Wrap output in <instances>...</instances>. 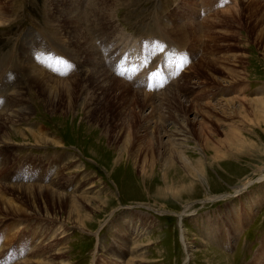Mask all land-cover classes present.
Wrapping results in <instances>:
<instances>
[{
    "label": "rangeland",
    "instance_id": "rangeland-1",
    "mask_svg": "<svg viewBox=\"0 0 264 264\" xmlns=\"http://www.w3.org/2000/svg\"><path fill=\"white\" fill-rule=\"evenodd\" d=\"M63 1L83 12L82 27L76 28L93 44L88 49L100 58L95 62L74 48L65 30L73 25L58 21L66 13L56 7ZM96 1L0 0L6 12L0 25V115L20 118L0 125V194L6 193L0 196V264H25L34 251L56 255L57 264H128L133 238L143 254L135 264H264V114L251 102L264 97V0H238L239 15L230 12L232 0H111L105 17L110 26L100 17L91 30ZM25 61L40 64L52 79L79 84L75 111L46 108ZM90 67L132 93L114 91L118 87L103 79L96 86L82 82ZM132 112L140 121L134 133L141 138V162L150 132L158 128L156 163L145 171L128 155L125 166L119 162ZM37 127L60 143L34 142L28 136ZM13 129L22 135L15 137ZM179 130L188 135L185 153L196 170L163 166L162 132ZM89 131L95 132L90 142ZM200 133L210 141L199 153ZM68 155L79 158L81 167L65 171L64 180L82 170L79 180L88 175V186L99 194L83 208L92 219L84 229L67 223L68 214L53 208L48 194L33 200L23 194L27 189L9 188L50 186L63 166L70 167L55 156ZM219 228L236 232L228 250L208 238L209 229ZM41 258L32 264H42Z\"/></svg>",
    "mask_w": 264,
    "mask_h": 264
},
{
    "label": "bare ground",
    "instance_id": "bare-ground-1",
    "mask_svg": "<svg viewBox=\"0 0 264 264\" xmlns=\"http://www.w3.org/2000/svg\"><path fill=\"white\" fill-rule=\"evenodd\" d=\"M71 2V0H69ZM111 0H99V1H96L94 2V4L92 5L91 7V12H92V15L90 18V21H89V27L91 28V30H97L98 28V24H96V20L98 21V19L100 17L103 18V22H104V25H107V26H110V22H108V19L105 18V17H108V15L106 14V10H107V5L108 3L110 2ZM89 2V1H88ZM238 0H232V9H230V12L231 14H235V15H239L241 14L240 13V6L239 4H237ZM240 3V2H239ZM253 3V2H252ZM2 6H0V25H3L4 24V21L6 19V12H5V8L3 7V5L5 4H1ZM60 6L63 7L64 12L65 14H62L60 13V15L58 16V21L59 22H64L63 24H71L73 25V28L71 26V31H68V27H65V30L67 31L68 35H69V38L72 39V43L74 44V48L78 47L79 49H81V52L83 53H80V54H84L86 55L88 58H90L91 62H95V60L98 58L96 56V54L94 52H91L89 51V49L92 47L91 45V41L87 40V34L83 33V31H80L76 28H80L82 27V24H83V12H79L77 11V9L73 8L71 9L70 8V3H68V1H63V2H58L57 3V8H59ZM69 6V7H68ZM8 7V6H7ZM259 7V6H258ZM257 7V8H258ZM110 8V7H109ZM111 9V8H110ZM57 10V9H56ZM56 15V14H55ZM85 15V14H84ZM95 18V20H94ZM98 18V19H97ZM110 19V18H109ZM192 20V19H191ZM189 21V20H187ZM77 25V26H76ZM106 26V27H107ZM63 27V26H62ZM196 27V26H195ZM64 29V28H62ZM83 29V28H82ZM86 30V29H85ZM64 31V30H63ZM79 31L78 34H76V32ZM179 31V30H178ZM176 34V33H175ZM71 35H74V37H70ZM84 39H86L84 41ZM91 39V38H90ZM89 48V49H88ZM91 50V49H90ZM100 59V58H98ZM100 62V61H99ZM98 62V63H99ZM102 62V61H101ZM96 64V63H95ZM23 65L27 66V72L26 74L28 75L27 77H29L30 79V83L32 85V88L36 89L35 93H37L39 95L40 98L43 99V102L44 104L46 105V108H52L53 110H56L58 108L63 109L62 106H65L64 107V111L71 114V112L75 111V98L78 96L79 94V84H75V83H72V82H61V81H57L55 79H52L51 77H48V74L46 75L45 73H43L41 70L42 67L40 64L36 65L35 67H33L29 62H26L23 63ZM99 65V64H98ZM102 66V65H101ZM24 68V67H23ZM98 68V67H97ZM103 68V67H102ZM89 69H92V72L90 74H85L84 75V79L82 82H85V81H89L91 85H95L96 84H100V79H103V80H106V81H109L110 83L113 84L112 88L113 87H118V88H115V90H120V89H123L124 91H126V93L129 91L131 92L130 89H128L127 87L128 86H124L120 81H117L115 80L114 77H112L111 75H109L107 72H103V71H99L98 69H95V68H92L90 67ZM24 70V69H23ZM85 70V69H84ZM106 70V69H105ZM109 72V71H108ZM54 78V77H53ZM79 80V79H78ZM14 81V80H13ZM125 81V80H124ZM19 83V82H18ZM126 84V82H125ZM123 85V86H122ZM8 86V85H7ZM89 86V85H88ZM126 88V89H125ZM174 91V90H172ZM95 92V91H93ZM121 92V91H120ZM128 92V93H129ZM169 92V91H167ZM175 92V91H174ZM122 93H125V92H122ZM132 93V92H131ZM129 93V94H131ZM135 93V92H134ZM172 93V92H171ZM93 94V93H92ZM91 94V95H92ZM119 94V93H118ZM144 94V93H143ZM170 93H168V95L166 94L165 96H170L169 95ZM125 95V94H124ZM141 95V94H140ZM159 95V94H158ZM24 96V95H23ZM94 96V95H92ZM101 96V95H100ZM120 96V95H118ZM131 96V95H130ZM133 96V95H132ZM131 96V97H132ZM152 96V95H151ZM20 98V96H18ZM85 97V96H84ZM83 97V98H84ZM16 98V97H15ZM14 98V99H15ZM138 98V97H137ZM140 98H142L143 100L146 99L148 100V98H151L150 96H146V95H141ZM94 99V98H93ZM96 99V102H99L100 99L99 97H95ZM105 99V98H104ZM162 99V98H161ZM172 99H176V98H172ZM24 100V99H23ZM157 100V98H156ZM159 100V99H158ZM79 101V100H78ZM132 101V100H131ZM16 102V101H15ZM175 102V101H174ZM249 102V101H248ZM251 102H257L259 103L257 108H259V112L264 114V97L261 98V99H258V100H252ZM145 103V102H144ZM161 103V102H160ZM159 103V104H160ZM176 103V102H175ZM146 104V103H145ZM24 105V104H23ZM22 105V106H23ZM136 104H132L131 106H135ZM190 105V104H189ZM211 104H208L207 106L209 107ZM156 106V105H155ZM255 106V105H254ZM30 107V106H29ZM128 107V106H127ZM202 107V106H200ZM211 108L212 105H211ZM215 108V107H214ZM132 109V108H131ZM176 109V108H175ZM19 110V109H18ZM28 109H26V112H27ZM184 110V109H183ZM182 110V111H183ZM211 110V109H210ZM91 111V109L89 110V112ZM152 111V110H151ZM187 111V110H186ZM212 111V110H211ZM216 111V110H215ZM19 112V111H18ZM8 112L6 113H3L0 115V125L3 124V125H6V124H11L13 122V124L11 125H14L15 121L16 120H19L15 117V115H10L9 113L7 114ZM20 113V112H19ZM88 113V112H87ZM212 113V112H211ZM216 116V112H213ZM149 116V115H148ZM23 118V117H22ZM139 116L132 112V115L130 117V129L128 128V139H127V142L125 143V145L123 144L124 147H122L121 150H119L118 152V155H119V162L124 165L125 162H127L125 159V157L128 155L130 157H132L133 159V166L135 165H139L138 167H141L143 171H145V167L147 164H151V165H154L156 163L155 161V158H156V153L158 152L157 150L159 149V143L157 142V139H158V128L157 127H154L151 132H150V137L148 139V153L146 154V157L145 159L143 160V162H141V156L138 154L139 151H138V148H137V144L138 142L140 141V137L137 136L136 133H134V130L136 129V127L138 126L139 124ZM150 120V119H149ZM70 122V121H69ZM193 123V122H192ZM149 124L148 123V119L145 121V125ZM10 125V126H11ZM81 125V124H79ZM182 125V124H180ZM195 125V124H194ZM230 125V124H229ZM245 125V124H243ZM74 126V125H73ZM232 126V125H231ZM81 127V126H80ZM163 127V126H162ZM182 127V126H181ZM185 127V126H184ZM205 127V126H204ZM90 128V127H89ZM164 128V127H163ZM240 127L236 128L237 130L239 129ZM86 129V128H85ZM84 129V130H85ZM148 129V128H147ZM185 129L187 128H184L183 131H186ZM202 130H204L203 128H201ZM241 129V128H240ZM239 129V130H240ZM12 130V129H10ZM14 131H12L11 133L15 136V137H20L22 134L17 130V129H13ZM144 130V129H143ZM183 131H180L178 132V134H168L166 132H162V137L166 138L167 141L162 144L163 147V154H162V158L164 160V163H163V166L164 168H169L170 167V164H179L180 167L182 168H191L193 170H196L197 166H195L194 163H192L190 157L187 156V154L185 153V149H187L186 147V142H187V136L185 132ZM236 131V130H235ZM192 132V131H191ZM234 133V131H232ZM31 134V133H30ZM52 134V133H51ZM89 135L90 136V139L88 142L90 141H93V135L95 134L94 131H89L88 133H86L85 135ZM235 134V133H234ZM11 135V136H13ZM201 138H199V140L201 141L200 145H198L197 148H195V151L196 152H199L202 150V143L206 142V143H209V139H208V136H206L205 134H201ZM205 135V136H204ZM235 138L236 140H238V136L237 134H235ZM24 136V135H23ZM192 136V135H191ZM27 138V136H25ZM30 139H32L34 142H36L37 144H52V146L56 145V144H59L60 141H56L57 139H54V137H50L49 135V132L47 130H44L43 128L41 127H37V130L35 133H32L30 136H28ZM195 137V136H194ZM199 137V136H198ZM24 138V137H23ZM29 139V140H30ZM231 139V138H230ZM97 141H99L97 139ZM97 141H94V143L96 144L97 148L101 149V141L97 142ZM228 142V141H226ZM225 142V143H226ZM62 144V143H61ZM93 144V145H95ZM224 144V143H223ZM235 144V140L232 141L231 145H234ZM65 145V144H64ZM216 145V144H215ZM226 145V144H225ZM51 146V147H52ZM188 146V145H187ZM64 149V148H63ZM192 149V148H191ZM47 151V150H46ZM60 151V150H59ZM92 150H90L91 152ZM63 155V153L61 154ZM60 156V155H59ZM59 156H55L54 160H63V159H66V161L68 162L69 166L70 167H65L63 166L61 172H59L58 176H59V179L57 181H55L54 183H52L50 186L49 184L46 186V187H34V186H24L26 188H24L23 186L21 187H16L15 188H10V191L12 192H16L15 189H17L18 191L19 190H23V189H27L25 190L26 192H23V194H27L29 197L28 198H31L33 200H37V194L40 195V197H44L46 194H48L49 196V199H50V202L52 204V207L54 208L55 206H59V209H61L62 211H64L65 213L68 214L67 216V223L69 224H72L73 223L75 225H77V227L79 228H82L84 229L86 227V223L87 222H91L92 219H90L91 215L88 214V213H84L83 212V208H86V207H90L89 206V201H90V198L91 196H97L99 197V194L98 193H95L96 190V187H92V186H88L90 183H89V180H87L88 178V175L87 176H83L84 178L83 179H80V171L82 170H79L78 172L75 171V173H73V176L72 175L70 176L69 180L68 178L66 180H64V175H67L65 174V171L66 172H70V170H72V167L73 168H80L81 166V161L80 159L74 157V156H71V155H68L66 158L65 156H62V157H59ZM125 156V157H124ZM150 158L149 160H146L147 158ZM162 161V159H161ZM59 162V161H58ZM57 162V163H58ZM202 162L199 161L197 164H201ZM63 165V164H62ZM67 165V164H65ZM127 166V164H126ZM175 166V165H174ZM151 167V166H150ZM154 167V166H153ZM173 168V167H172ZM60 169V168H59ZM140 170V169H139ZM30 171V170H29ZM142 171V172H143ZM165 171V169H164ZM40 172V171H39ZM73 172V171H72ZM153 172V171H152ZM56 173V172H55ZM164 173V172H163ZM46 174V173H45ZM57 174V173H56ZM153 174V173H152ZM188 174V173H187ZM50 175V174H49ZM166 175V174H165ZM50 176H53V174H51ZM69 176V175H68ZM72 177V178H71ZM181 178V177H180ZM54 179V178H53ZM52 179V180H53ZM89 179V178H88ZM44 182H46L47 178L46 179H40ZM79 180V181H78ZM62 181H65L64 183H62ZM71 181H75L76 184L75 185H72L70 182ZM68 182L70 183V185H67ZM65 184L67 186H65ZM93 185V184H91ZM4 188V187H3ZM7 188V187H6ZM4 188V189H6ZM94 188V189H93ZM2 190V188H1ZM8 190V189H7ZM6 190V191H7ZM3 191V190H2ZM5 191V192H6ZM70 194H67L68 192H70ZM102 191V190H101ZM20 192V191H19ZM97 192V191H96ZM4 193V192H3ZM6 194V193H5ZM5 194H0V196L4 197ZM93 194V195H92ZM20 195V194H19ZM22 196V195H21ZM95 198V197H94ZM93 199V198H92ZM99 199V198H98ZM102 199V198H101ZM3 201V199H2ZM24 201V200H23ZM42 201V200H41ZM102 204L103 203H106V201H102V200H99ZM104 205H102L101 207H103ZM45 207V206H44ZM97 208V207H96ZM94 208V209H96ZM91 209V208H90ZM93 209V208H92ZM87 210V209H86ZM40 211V210H39ZM48 211V210H47ZM37 215L40 214L39 212L36 213ZM31 216V215H30ZM15 219H19L18 217H20V215L18 214H14V216L12 218ZM22 217V216H21ZM24 217V216H23ZM29 217V216H28ZM54 217V216H53ZM57 217V218H56ZM56 219L55 221L58 220V216L56 215ZM33 218V217H32ZM21 219V218H20ZM118 232L119 234H115V238H116V241L119 245V240H120V237H121V234H122V228L125 230V228L123 227V225H121L120 227H118ZM61 229V228H60ZM212 230V229H211ZM209 229V235H208V238L211 239V241H214L217 243V245H219L220 247H223V248H226V250H228L232 245V239L236 236L235 233L236 232H231L229 233L228 231H224L222 229L219 228L218 232L215 233L211 231ZM138 234L140 235V233H137L136 235L138 236ZM138 239L136 238H133L132 240V245H133V249L135 250L133 257L132 259L128 262V264H135V262L137 261L138 262V258L139 259H142L143 257V254H138L140 253L141 250L140 249V244L137 243ZM23 242V241H22ZM184 243V246L187 250V245L186 243L184 242V240L182 241ZM48 247V246H47ZM30 248V247H29ZM49 248V247H48ZM31 249V248H30ZM36 249V247L33 248V251ZM132 249V250H133ZM6 250V249H5ZM103 250H104V247H103ZM119 250H120V246H119ZM4 251V249H3ZM2 251V253H3ZM122 251V250H120ZM11 254H13V252H10V260L12 259V256ZM49 254V253H48ZM36 255L38 256H41V257H44L45 260H43L42 262L40 261L39 263H42V264H57V256L56 255H53L51 256L50 258L47 257V254L43 251H34L32 253V255H30V257H28L27 259H25V264H32L34 263L35 261H37L38 258H41V257H36ZM60 256V255H59ZM226 256V255H225ZM37 258V259H36ZM42 259V258H41ZM264 259V256L263 258ZM220 260V259H219ZM224 260V259H223ZM45 261V262H44ZM225 261V260H224ZM60 262V261H59ZM37 263V262H36ZM230 264V263H229Z\"/></svg>",
    "mask_w": 264,
    "mask_h": 264
}]
</instances>
